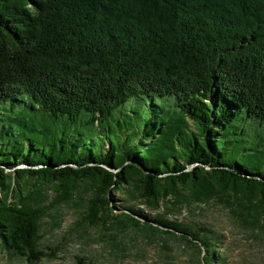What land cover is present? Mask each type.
I'll return each mask as SVG.
<instances>
[{"label": "trees", "instance_id": "obj_1", "mask_svg": "<svg viewBox=\"0 0 264 264\" xmlns=\"http://www.w3.org/2000/svg\"><path fill=\"white\" fill-rule=\"evenodd\" d=\"M71 200L200 264H225L222 231L168 213L217 202L264 229V0H0L3 247L38 263L43 216Z\"/></svg>", "mask_w": 264, "mask_h": 264}, {"label": "rangeland", "instance_id": "obj_2", "mask_svg": "<svg viewBox=\"0 0 264 264\" xmlns=\"http://www.w3.org/2000/svg\"><path fill=\"white\" fill-rule=\"evenodd\" d=\"M53 196L54 192L48 191L47 201ZM124 198L119 190L112 194L115 212L130 205L122 201ZM81 211V207L71 200L51 208L43 216L40 245L48 256L36 264H80L78 256L93 264H200L196 262L197 258L195 260L197 251L183 246L184 243L175 237L134 226H127L124 232L116 234L102 226L82 224ZM162 213L163 208L160 207L149 213V220ZM167 218H177L184 223L205 222L222 231L225 264H264V229L252 232L250 226L248 229L241 226L225 205L216 202L203 207L197 216L186 209L179 214L168 213ZM54 252L56 254L51 255ZM0 264L29 263L5 249L0 241Z\"/></svg>", "mask_w": 264, "mask_h": 264}]
</instances>
